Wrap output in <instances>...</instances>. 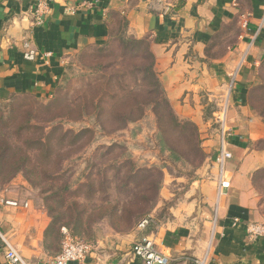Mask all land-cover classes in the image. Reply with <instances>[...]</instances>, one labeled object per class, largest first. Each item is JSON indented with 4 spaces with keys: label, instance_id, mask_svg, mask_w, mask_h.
<instances>
[{
    "label": "crops",
    "instance_id": "crops-1",
    "mask_svg": "<svg viewBox=\"0 0 264 264\" xmlns=\"http://www.w3.org/2000/svg\"><path fill=\"white\" fill-rule=\"evenodd\" d=\"M45 1L43 23L36 26L32 0H0V102L27 94L51 98L65 64L89 48L118 36L145 42L173 114L196 129L209 160L194 170L202 180L190 183L182 204L158 228H134L115 241L103 238L73 264H143L131 254L143 236L169 264H264V239L250 238L245 228L264 223V116L257 105L264 94V0ZM25 39L39 55L34 62L22 57ZM235 71L226 135L230 187L218 198L211 160L219 139L211 114ZM20 196H6L27 207L0 208V233L26 264H50L61 248L48 243L51 221L43 208ZM235 218L240 224L233 225ZM0 264H7L2 254Z\"/></svg>",
    "mask_w": 264,
    "mask_h": 264
},
{
    "label": "rangeland",
    "instance_id": "rangeland-1",
    "mask_svg": "<svg viewBox=\"0 0 264 264\" xmlns=\"http://www.w3.org/2000/svg\"><path fill=\"white\" fill-rule=\"evenodd\" d=\"M148 53L147 43L118 36L67 62L51 98L0 102V197L43 208L52 248L62 228L92 245L127 236L139 217L154 230L203 178L194 170L208 154L192 128L169 119Z\"/></svg>",
    "mask_w": 264,
    "mask_h": 264
},
{
    "label": "built area",
    "instance_id": "built-area-1",
    "mask_svg": "<svg viewBox=\"0 0 264 264\" xmlns=\"http://www.w3.org/2000/svg\"><path fill=\"white\" fill-rule=\"evenodd\" d=\"M33 7L31 9L32 23L39 26L43 23V16L46 9L45 0H32ZM22 57L25 61L34 62L39 56L37 50L33 47L29 39H25L21 43ZM43 57H50L49 54H44ZM237 71L228 76V83L225 91L215 100V109L211 114V122L219 139V151L212 158V167L217 170L216 178V194L218 198L226 195L230 180L226 176L225 163L231 159V154L227 150V113L230 105V98L236 83ZM211 95L209 94V97ZM26 208V203H21L18 200L7 199L4 196L0 197V208ZM233 225L240 224L239 219L232 220ZM150 219H143L138 223V229L145 230L150 225ZM246 233L250 238L264 239V223L245 225ZM62 241L60 253L54 257L50 264H73L80 263L93 251V245L84 240L73 236L67 229H61ZM0 254L7 264H26L21 255L13 249L4 236L0 233ZM131 254L138 258L143 264H169L170 259L160 253L154 246V243L146 237H141L132 245ZM193 264H205L204 260H193Z\"/></svg>",
    "mask_w": 264,
    "mask_h": 264
},
{
    "label": "trees",
    "instance_id": "trees-1",
    "mask_svg": "<svg viewBox=\"0 0 264 264\" xmlns=\"http://www.w3.org/2000/svg\"><path fill=\"white\" fill-rule=\"evenodd\" d=\"M131 42H133V43H135V42H137V41H133V40H131V39H129ZM149 54V57L151 58V61H152V63H151V65H150V67L148 68V72H147V74H148V76L149 77H151L153 80H154V82H155V86H156V89H158V97L161 99V103L168 109V116H169V119L173 122V123H175V124H177V125H179V124H183V126H186V127H189V128H192L193 129V131L195 132V136H196V139H197V133H196V129L191 125V124H189V123H186V122H180L176 117H175V115L173 114V112H172V110H171V108H170V105H169V103L167 102V100L164 98V96H163V91H162V89H161V87H160V84H159V82H158V80H157V77L155 76V73H154V71H153V57H152V55L150 54V53H148ZM198 140V139H197ZM170 150H172V149H170ZM169 152H171V157L172 156H174V153L172 152V151H169ZM143 204H142V202H139V201H137L136 202V206H137V210L139 211V210H141V209H139V207H141ZM140 212V211H139ZM137 215L138 214H136L135 215V217H137ZM139 215H141V212L139 213ZM143 219H149L148 218V216H144V217H139V219H138V222H140V221H142Z\"/></svg>",
    "mask_w": 264,
    "mask_h": 264
}]
</instances>
